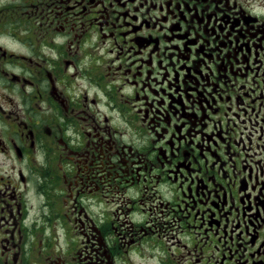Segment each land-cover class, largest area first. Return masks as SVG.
<instances>
[{
	"label": "flooded vegetation",
	"instance_id": "1",
	"mask_svg": "<svg viewBox=\"0 0 264 264\" xmlns=\"http://www.w3.org/2000/svg\"><path fill=\"white\" fill-rule=\"evenodd\" d=\"M0 264H264V0H0Z\"/></svg>",
	"mask_w": 264,
	"mask_h": 264
}]
</instances>
